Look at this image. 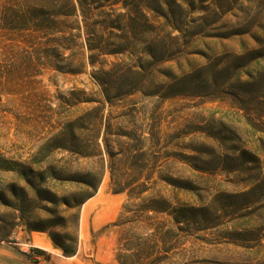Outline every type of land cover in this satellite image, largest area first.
Wrapping results in <instances>:
<instances>
[{
  "label": "rangeland",
  "instance_id": "1",
  "mask_svg": "<svg viewBox=\"0 0 264 264\" xmlns=\"http://www.w3.org/2000/svg\"><path fill=\"white\" fill-rule=\"evenodd\" d=\"M111 2L60 58L40 48L56 70L0 79V243L76 235L74 264H264V0ZM113 176L174 178L165 194L199 216L116 226Z\"/></svg>",
  "mask_w": 264,
  "mask_h": 264
},
{
  "label": "trees",
  "instance_id": "2",
  "mask_svg": "<svg viewBox=\"0 0 264 264\" xmlns=\"http://www.w3.org/2000/svg\"><path fill=\"white\" fill-rule=\"evenodd\" d=\"M96 3V9L101 10L118 4V2H111V0L102 2L100 0H0V79L7 83L16 77L37 76L41 74V69L44 66L56 70L57 68L53 66V60L49 64L41 63L40 48L49 47L48 52H46L48 57L54 58V55H57V58H60L63 56L64 52L56 51V49L58 50V46H62V42L76 44L82 38L83 28L78 18L82 16V22L86 27L88 13L91 12L92 5ZM140 9L142 11L143 8ZM76 23L77 26H75ZM74 30H77L76 34H74ZM71 47L69 45L63 49L67 50ZM88 48L92 50L90 45ZM55 52L57 53L55 54ZM85 65L86 62L81 59L76 66L77 69L79 67V70H82ZM5 89L6 86L4 85L3 91ZM68 127H70L75 139L79 140L81 136L80 127H76L73 123H70ZM156 137L159 138L158 134ZM100 179L101 177L98 182ZM140 179L137 178L136 182H139ZM149 179L151 177L147 178V180ZM112 180L116 186V193H127L128 195V200L123 206L124 211L116 226L128 225L132 228L145 229L146 227L142 228V226L153 225L151 221L157 219L161 214L168 217L175 216L172 217L173 224L184 223L187 218L193 220L199 216L197 208L190 207L186 202L165 194L164 189L173 185L174 178H160L154 181L152 187H146L143 183L138 188H131L130 182L127 186H123V180L121 181L114 176ZM98 182L90 180L88 177L75 182V187L81 197L77 201V206L97 192ZM150 212L153 215H149ZM125 213H130L131 217L124 219L123 214ZM155 232L158 233V231ZM169 233L172 231L170 230ZM52 239L57 246L62 248L65 256H75L77 252L76 235L70 239L72 242L70 246H65L54 236ZM149 250V248L146 250L147 255ZM34 252L39 255L45 254L40 249H35ZM117 260L121 261L120 255Z\"/></svg>",
  "mask_w": 264,
  "mask_h": 264
},
{
  "label": "crops",
  "instance_id": "3",
  "mask_svg": "<svg viewBox=\"0 0 264 264\" xmlns=\"http://www.w3.org/2000/svg\"><path fill=\"white\" fill-rule=\"evenodd\" d=\"M16 242L0 243V264H74L72 260L75 258H67L63 256L62 250L52 247L51 242L42 235H35L32 242L36 249L45 252L43 255L35 253L33 256L26 254L27 247L20 242L19 237ZM51 248L53 250H51Z\"/></svg>",
  "mask_w": 264,
  "mask_h": 264
},
{
  "label": "built area",
  "instance_id": "4",
  "mask_svg": "<svg viewBox=\"0 0 264 264\" xmlns=\"http://www.w3.org/2000/svg\"><path fill=\"white\" fill-rule=\"evenodd\" d=\"M16 240V239H15ZM13 242H16L17 243V241H13ZM26 247H27V249H26V254H28V255H34L35 253H34V250L36 249L35 248V246H33V245H29V244H26L25 245Z\"/></svg>",
  "mask_w": 264,
  "mask_h": 264
},
{
  "label": "bare ground",
  "instance_id": "5",
  "mask_svg": "<svg viewBox=\"0 0 264 264\" xmlns=\"http://www.w3.org/2000/svg\"><path fill=\"white\" fill-rule=\"evenodd\" d=\"M34 246V245H33Z\"/></svg>",
  "mask_w": 264,
  "mask_h": 264
}]
</instances>
